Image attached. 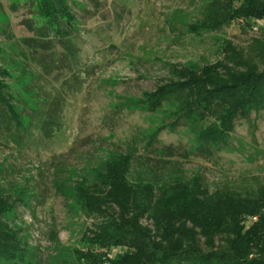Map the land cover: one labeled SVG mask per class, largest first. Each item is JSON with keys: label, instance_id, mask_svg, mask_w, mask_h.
<instances>
[{"label": "rangeland", "instance_id": "374dc122", "mask_svg": "<svg viewBox=\"0 0 264 264\" xmlns=\"http://www.w3.org/2000/svg\"><path fill=\"white\" fill-rule=\"evenodd\" d=\"M206 2L0 0V83L31 116L18 135L0 133V200L30 195L26 205L16 202V217L10 219L35 264H74L73 251L90 244L85 232L95 217L76 205L71 188L86 183L104 190L94 181L114 153L136 154L131 180L170 183L197 175L210 191L240 194L264 185V111L237 118L226 145L207 153L182 124L142 146L160 116L123 105L173 78L174 69L213 62L222 38L245 44L255 28H264V18L236 16L221 30L194 33L190 28L198 26ZM235 4L228 6L232 12ZM48 17L65 18V26L77 28L65 37L72 48L52 35L51 49L24 45V38H37L26 22ZM165 103L171 108L177 100ZM49 111L58 125L43 121Z\"/></svg>", "mask_w": 264, "mask_h": 264}, {"label": "trees", "instance_id": "16d2710c", "mask_svg": "<svg viewBox=\"0 0 264 264\" xmlns=\"http://www.w3.org/2000/svg\"><path fill=\"white\" fill-rule=\"evenodd\" d=\"M234 1L237 8L232 12L228 6H234ZM207 2L198 26L190 28L194 33L221 30L236 16L264 18V0ZM39 19L26 22L37 38H24V45L51 49L52 35L67 50L72 48L65 37L77 28L65 26V18ZM254 32L245 44L222 38L213 62L198 68H173V78L123 103L160 116L141 139L142 146L155 141L161 131L182 124L192 129L202 150L210 153L226 145L237 118L264 111V28ZM69 54L74 58V51ZM172 97L177 104L169 108L165 102ZM24 109L22 100L0 83L1 134L18 135L27 129L31 116ZM51 112L43 121L56 126ZM136 157L130 151L117 152L102 162L94 182L102 183L104 190L86 183L77 191L71 188L76 205L95 217L93 227L85 232L90 234V244L73 251L74 264H264V185L252 194H240L228 188L210 191L197 175L190 181L170 183L142 176L131 180ZM56 188L61 190L60 185ZM30 198L15 195L9 203L0 200V264H35L10 219L16 217V202L26 205ZM112 247L122 250L110 256L107 250Z\"/></svg>", "mask_w": 264, "mask_h": 264}]
</instances>
